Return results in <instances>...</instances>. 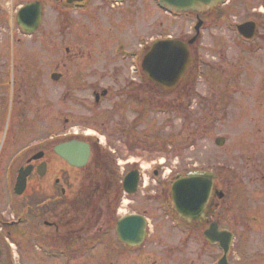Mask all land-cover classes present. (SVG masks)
I'll use <instances>...</instances> for the list:
<instances>
[{
	"label": "flooded vegetation",
	"instance_id": "1",
	"mask_svg": "<svg viewBox=\"0 0 264 264\" xmlns=\"http://www.w3.org/2000/svg\"><path fill=\"white\" fill-rule=\"evenodd\" d=\"M145 1L154 9V1ZM237 1L227 0L220 9L228 7L232 15ZM74 2L0 0V128L5 127L8 131L12 127L11 118H16L20 108L25 109L29 101L32 102L33 98L37 101L42 94L40 65L43 60L51 68L49 79L54 101L51 113L54 131L46 139L36 141L33 148L19 147L5 166H17L19 169L31 166V178L42 163L46 164L48 171L49 152L54 154L56 145L80 140L89 148L87 163L82 169H76L85 173L80 186L82 190H78L77 195L66 198V190L58 188L62 186V180L57 178L54 182L57 193L37 198L35 217L39 224H44L57 235L53 249L62 247L68 251L75 244L86 248L97 242L105 248L110 237L107 232L112 231L119 246L115 251L119 255L116 254L115 262H112L114 255H105L106 264H119V259L129 260L139 248L120 242L115 229L121 219L135 215L141 216L146 223L142 248L151 238L154 228L163 232L168 230L170 234L180 232L183 236L195 231L203 242L200 251L208 249L214 252L208 261H201L202 264H219L224 259L219 245L204 240L205 233L215 229L234 236L225 264H241L235 263L232 258L236 240L234 230L223 226L240 225L243 222L241 215L249 213L250 201L258 203L257 193L252 190L264 192V0H255L253 5L242 7L241 20L229 19L228 26L238 41L233 46L236 51L232 54V61L226 64L228 75L224 74V70L219 74L217 67L211 84L200 82L197 37L194 54L192 47L190 50L196 60L180 85L172 91L156 86L140 70L147 46H139L137 33L134 34L138 25L137 17H131L138 12L132 8L134 0ZM25 8L19 18L20 11ZM124 9L129 10L131 16L121 14ZM195 16L198 21V14ZM245 24L249 29L245 34H252L248 39L239 34L238 27ZM194 64L197 69L193 74ZM208 87L211 88V95ZM232 103H236L241 110L237 116L230 118L233 138L228 143L229 160L224 165L220 162L218 151L227 140L216 135L217 126L219 116L229 117L231 114L225 108L231 110ZM188 111L196 113L193 122L187 123L189 118L185 115ZM156 113L166 118L160 129L155 127ZM172 116L183 120L178 132H174L176 128H173ZM76 117L84 119L83 138L72 128ZM238 118L239 121L244 120L247 126L238 128V123L236 127ZM30 128H35V123ZM60 128L68 134L73 132V135L59 140L57 130ZM185 133L194 138L196 164L189 170L181 167L180 171H169L170 176L165 177L168 167H171L167 159L171 154H176L177 160L182 161L181 154L185 150L182 137ZM184 141H187L185 137ZM200 143L213 145L214 148L202 154L198 148ZM154 146H158L157 151H162L166 160L151 163L149 184L137 154L141 152V156L152 157ZM38 154L42 155V159L34 161ZM109 163L119 166L118 170L114 168L119 175L112 168L110 176L103 174ZM11 173L12 169L6 176L10 177ZM131 173L136 176L137 188L134 194L128 195L122 185L125 176ZM190 173L205 176L207 183H211L208 200L196 220L181 219L175 213L171 197L172 186ZM101 177L103 190L96 183ZM113 189L117 195L118 191L127 197L139 195L144 204L141 210L123 214L121 208L113 209L116 200V192L110 200ZM78 203L92 206L76 207ZM65 204L68 207L66 211L58 210ZM129 223L134 225L136 221ZM96 226H99L98 231L91 234V229ZM72 227L90 232L89 237L68 233ZM127 253L131 256H125ZM194 254L195 259L191 263L198 264V250ZM65 262L70 263L67 254Z\"/></svg>",
	"mask_w": 264,
	"mask_h": 264
},
{
	"label": "rangeland",
	"instance_id": "2",
	"mask_svg": "<svg viewBox=\"0 0 264 264\" xmlns=\"http://www.w3.org/2000/svg\"><path fill=\"white\" fill-rule=\"evenodd\" d=\"M246 1L238 0L232 15H230L227 9L228 7H225L219 8L207 16L200 17L204 22L200 38L198 39V79L202 84H211L217 67L219 68V74L222 70H224V74H229V69L226 67V64L232 61V54L236 51L233 46L236 45L235 41H238V39L235 38V34L228 26V22L232 18L241 20V15L244 10L242 7L245 8L246 4L253 5L255 3V0ZM148 3L145 0H134V6L132 8L138 10V12L133 16L129 15V10L124 9L125 11H121V14L128 15V17H137L138 25L134 34L137 33L136 37L139 38V43L137 42V38L136 42L139 46L146 45V48H149L153 41L168 37L186 42L194 35L193 27L196 23L195 13L182 14L180 16L166 15L159 12L156 5L153 9L150 3ZM246 11H249V9H246ZM138 45L135 44L136 47ZM196 46H193L192 52ZM40 66L42 68L40 73L42 94L38 96L37 101L34 98L32 102L28 100L29 102L26 108H20V113L15 114L16 118H11L10 124H12V127L10 126L8 128L6 133L7 137L5 136V127L0 128V249L2 250L0 264H106L108 262H106L107 260L104 257L105 255L111 254L114 255L112 262H115L116 254L119 255L115 250L119 246L114 240L112 231L107 232L110 237L109 240H106L105 248L100 247V244L97 242L86 246V248H82L83 246L81 244H75L68 251H65L62 247L60 249H53L56 244L55 239L57 235L52 229L44 226V224H39L38 218L25 205L29 200L35 199L36 201L41 196L51 195L52 193L56 194V185L54 182L57 178L62 180V186L58 188L63 187L66 190V198H73L77 195L78 190H82L80 186L85 176L82 170L68 167L66 163L50 151L48 157L49 166L45 178L40 179L37 176L31 177L28 181L26 192L22 197H13L9 191V187L10 190H13L18 167H7L5 166L6 161H10L11 155L19 147L25 145L28 149L33 148V144L36 141L41 138L46 139L48 134L54 131L51 117L53 111L52 103L54 104L52 96L53 87L49 79L51 68L46 60H43ZM195 66H193V74L197 69ZM201 88L205 90V87L201 86ZM207 89L208 92L211 90L210 87ZM209 94L211 95L212 92H209ZM236 105V103H232L231 110L225 108V111L231 112V114L229 113V117L219 116L216 135L224 137L227 140L224 147L218 151L220 162L224 165H227L229 160L227 148L229 146L228 143L232 142L233 138V134L230 133V125H232V119L230 121V118L237 116L241 110ZM40 111L41 113H39ZM195 116V111H188L185 115V118H189L187 123L193 122ZM171 118L172 123H174L173 128H176L174 132H178L177 129L183 123V120H180L178 116H172ZM154 119L155 127L159 129L164 125L163 122L166 120L165 116L160 113H157ZM34 123L35 128H30ZM238 123V128L247 126L245 124L246 122L244 120L243 122L241 120L239 121V118L235 123L236 127ZM72 128L79 137H83L84 119L82 117H76ZM64 131L61 128L57 130L59 138H69L73 135V132L68 134ZM184 137L185 140L187 139L186 142L184 141ZM182 140L183 143L185 142L184 144L182 143V145H185L183 147L185 150L181 154L182 161L180 159L177 160L176 154H171L167 158L170 160L171 167H168L164 174L165 177L170 176L169 171L174 173L182 170L179 169L181 167L189 170L196 164L194 138L189 137V134L185 133ZM157 147L154 146L155 158H153L154 156L152 154V157L141 156V152L137 154L139 164L144 168V177L149 184H151V180L149 179L148 172L151 163L157 160H166L164 155H162V151H157ZM204 147H207V149ZM198 148L201 149L199 151L200 153L206 154L210 150L212 151L214 146L200 143ZM119 161L123 163L124 159H120ZM108 165L113 167L112 163ZM120 167L125 168L123 165H120ZM114 168L118 170L117 164H114ZM10 169L13 170V173L10 174V177H7L6 174ZM101 178L96 183L103 190L105 188L102 186L103 178ZM141 191L145 190L142 189ZM252 191L257 193L255 196L258 198V203L253 204L254 201H250L251 204L248 207L250 209L249 213L246 214L247 216L241 215L243 222L249 225L241 222L240 225L236 226L233 224H225L223 226L234 230L233 232L236 236L234 248L232 249V258L235 263L264 264V192ZM115 192L116 196H114ZM110 195V200L112 195L114 196V200L116 197L114 206H112L113 209L121 208L123 214L131 210H141L144 205L139 195L127 197L119 191L117 195V191L114 189L110 191ZM67 208L65 204L59 207L58 210L64 209L62 211H66ZM152 208H154L153 205ZM116 215L118 216V213ZM22 217L27 219H23ZM47 220L50 221V218L48 217ZM98 227L92 228L91 234H95L99 229ZM152 230L154 232H152L151 238L147 240L145 246L134 252L135 254L129 260L119 259L121 262L119 264H154V262H157L156 264H192L191 262L195 259L194 253L196 250H198V264H202L201 261H208L212 253H214L208 249L200 251L203 242L195 231L186 233L183 236L180 232H171L170 234L168 230L166 232L155 228ZM67 232L76 234L77 236L89 237L90 235V232L82 231L81 228L77 229L74 227ZM66 254L69 256L70 263L65 262ZM125 256L131 255L127 253Z\"/></svg>",
	"mask_w": 264,
	"mask_h": 264
},
{
	"label": "water",
	"instance_id": "3",
	"mask_svg": "<svg viewBox=\"0 0 264 264\" xmlns=\"http://www.w3.org/2000/svg\"><path fill=\"white\" fill-rule=\"evenodd\" d=\"M223 1L224 0H159V5L175 13H201L206 10L215 9ZM24 11L25 9L21 11L20 17L23 16ZM200 26L201 23L196 25V33ZM194 40L195 38H193L189 44H192ZM190 63L188 46L178 41H158L144 57L142 69L147 78L154 81L155 84L159 85L164 90H173L179 85ZM52 79H55L54 76H52ZM219 145L221 146V142ZM55 152L69 165L76 168L83 167L89 156L88 147L79 142H70L60 145L55 148ZM40 157L41 156H36L34 159H40ZM31 170L32 168H26L19 172L14 189L16 195H22L25 191L26 179L30 175ZM38 173L40 176H44L45 165L42 167L40 166ZM133 175L134 174L128 175L123 185L126 190L130 187V190H127L128 193H133L135 191L136 177ZM204 178L205 176H198V174L189 175L174 189L173 200L177 212L185 218L195 220L198 216V212L205 206L211 183H207ZM138 218L139 217H130L125 219V222L123 224L119 223L116 229L117 234L123 241H136L130 245L140 244L143 240L142 223L139 222V225L129 224L130 220L137 219L139 221L140 218ZM204 237L206 241L210 243L219 242L220 247L224 250V254L226 255L232 239L230 234L227 232H217V230L212 229L208 231Z\"/></svg>",
	"mask_w": 264,
	"mask_h": 264
},
{
	"label": "trees",
	"instance_id": "4",
	"mask_svg": "<svg viewBox=\"0 0 264 264\" xmlns=\"http://www.w3.org/2000/svg\"><path fill=\"white\" fill-rule=\"evenodd\" d=\"M107 170H110L109 167L108 168H105ZM103 174L105 175H108L107 171L104 170ZM82 202V201H81ZM85 203V201H84ZM74 205V204H73ZM76 207H81V208H84V207H89V206H92L91 204H83V203H78L77 205H75Z\"/></svg>",
	"mask_w": 264,
	"mask_h": 264
}]
</instances>
